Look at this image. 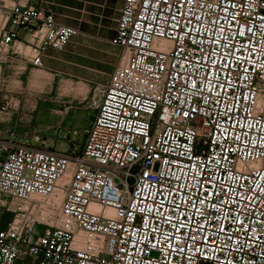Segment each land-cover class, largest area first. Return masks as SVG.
I'll use <instances>...</instances> for the list:
<instances>
[{
	"label": "built area",
	"instance_id": "obj_1",
	"mask_svg": "<svg viewBox=\"0 0 264 264\" xmlns=\"http://www.w3.org/2000/svg\"><path fill=\"white\" fill-rule=\"evenodd\" d=\"M118 1L81 148L0 134V264H264V0ZM77 34L0 3V63Z\"/></svg>",
	"mask_w": 264,
	"mask_h": 264
},
{
	"label": "crops",
	"instance_id": "obj_2",
	"mask_svg": "<svg viewBox=\"0 0 264 264\" xmlns=\"http://www.w3.org/2000/svg\"><path fill=\"white\" fill-rule=\"evenodd\" d=\"M51 13L56 23L78 30L62 51L48 49L42 57V67L36 68L21 58L11 59L4 66V75L16 72L25 76L32 84L55 85L64 94L68 104L77 97L65 89L69 85H106L109 76L118 64L119 49L111 44L116 33L121 2L118 0H25ZM26 31H19L20 40L27 38ZM40 73V74H38ZM89 92V90L87 91ZM7 95V94H6ZM4 95V96H6ZM61 95V94H60ZM69 100V101H68ZM12 101V100H11ZM13 102V101H12ZM64 110H18L13 108L6 116L0 115V134L7 137L14 132L17 142L33 143L31 134L49 132L64 137L76 127L75 113L78 108ZM74 113V114H73ZM60 138V136H59ZM51 148L50 146H43ZM52 149V148H51ZM56 150V149H55ZM8 219V217H7ZM3 218V223L7 220ZM0 228L4 227V224Z\"/></svg>",
	"mask_w": 264,
	"mask_h": 264
},
{
	"label": "rangeland",
	"instance_id": "obj_3",
	"mask_svg": "<svg viewBox=\"0 0 264 264\" xmlns=\"http://www.w3.org/2000/svg\"><path fill=\"white\" fill-rule=\"evenodd\" d=\"M14 0H0L1 4L10 5ZM7 63H0V94L6 95L13 101L14 108H18V110H26L30 109L32 106H37V110L47 109L46 113H49L51 110H64L68 104H65L67 99L62 97L64 94L61 91H58L55 85L46 86L42 84H32V82H28L25 76L21 73L16 72L15 74H10L9 77L4 75L3 68ZM40 74V73H38ZM96 86L92 88L83 86V85H69L65 89L68 91H72L77 98L75 100L70 101L72 107H78L77 116L75 119L76 127L78 135L77 137H72L69 133L64 137L63 135H54V137L49 132H41L31 134L32 140L33 137H38L40 142H42L41 146H50L52 149L56 150H67L71 147L70 143L75 142V145L78 146L77 149L81 148V144L84 138V131L88 129L89 122L91 121V117L93 116V109L88 107L90 97L92 95V91ZM89 90V92H87ZM61 94V95H60ZM83 101L80 105H77L76 102ZM69 101V100H68ZM260 104L262 100L260 99ZM264 104V103H263ZM264 107V105H263ZM69 112V110L67 111ZM74 114V113H73ZM60 136V138H59ZM79 141V142H76ZM31 145V144H30ZM32 145H38L34 141ZM7 219V216L4 217ZM41 227H37V231H41Z\"/></svg>",
	"mask_w": 264,
	"mask_h": 264
},
{
	"label": "bare ground",
	"instance_id": "obj_4",
	"mask_svg": "<svg viewBox=\"0 0 264 264\" xmlns=\"http://www.w3.org/2000/svg\"><path fill=\"white\" fill-rule=\"evenodd\" d=\"M260 99L262 100V103H261V104H260V102H261ZM263 103H264V95L261 94V95L258 97L257 104H258L259 106H262V107H263V105H264Z\"/></svg>",
	"mask_w": 264,
	"mask_h": 264
}]
</instances>
